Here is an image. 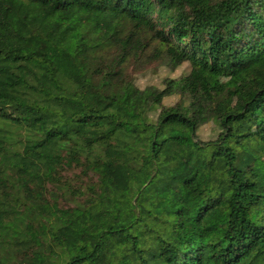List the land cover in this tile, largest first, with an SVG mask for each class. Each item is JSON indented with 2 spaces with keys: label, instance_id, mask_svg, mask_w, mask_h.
Segmentation results:
<instances>
[{
  "label": "trees",
  "instance_id": "1",
  "mask_svg": "<svg viewBox=\"0 0 264 264\" xmlns=\"http://www.w3.org/2000/svg\"><path fill=\"white\" fill-rule=\"evenodd\" d=\"M0 264H264V0H0Z\"/></svg>",
  "mask_w": 264,
  "mask_h": 264
},
{
  "label": "rangeland",
  "instance_id": "2",
  "mask_svg": "<svg viewBox=\"0 0 264 264\" xmlns=\"http://www.w3.org/2000/svg\"><path fill=\"white\" fill-rule=\"evenodd\" d=\"M189 70V66L187 64L182 65L178 69L173 72L167 70L163 66L152 64L148 67H130V72L134 74L135 83L139 87H144L146 85L152 84L161 87V82L164 77H175L182 73H185ZM217 79L221 82L226 83L228 86L234 88L237 86L240 77L232 76V77H217ZM177 100V97H169L164 100L165 105H170ZM216 134L215 126L212 122L206 123L201 126L198 135L202 139H208L213 137ZM73 172H78V170H73ZM69 177H72V172L68 173Z\"/></svg>",
  "mask_w": 264,
  "mask_h": 264
}]
</instances>
